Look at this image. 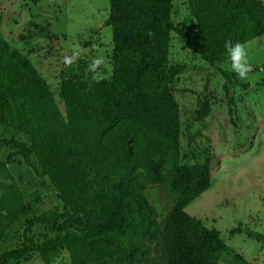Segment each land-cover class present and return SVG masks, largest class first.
<instances>
[{
  "label": "trees",
  "instance_id": "1",
  "mask_svg": "<svg viewBox=\"0 0 264 264\" xmlns=\"http://www.w3.org/2000/svg\"><path fill=\"white\" fill-rule=\"evenodd\" d=\"M108 3L111 79L62 81L64 117L41 74L0 34V125L27 139L1 141L10 152L0 170L20 157L48 179L61 203L60 211L34 213L20 246L0 253V264L32 253L49 264L62 249L70 252L71 264H219L229 251L219 231L185 212L210 187V161L183 163L170 36L216 66L229 60L226 41L264 37V4L187 0L190 22L175 24L173 0ZM209 115L204 101L193 121L203 124ZM152 185L168 202L161 220L145 195ZM0 190L1 243L26 207L16 184ZM39 226L51 236L28 240V230ZM242 233L264 245V234L230 231Z\"/></svg>",
  "mask_w": 264,
  "mask_h": 264
},
{
  "label": "rangeland",
  "instance_id": "2",
  "mask_svg": "<svg viewBox=\"0 0 264 264\" xmlns=\"http://www.w3.org/2000/svg\"><path fill=\"white\" fill-rule=\"evenodd\" d=\"M258 1L264 4V0ZM173 4V22L189 24L187 0H173ZM108 15V0H0V34L41 74L63 117L62 81H93L87 69L97 56L107 61L102 80L111 79L112 31L104 25ZM245 46L252 71L246 79H240L230 59L210 66L183 49L175 33L170 36L171 91L180 112V143L186 156L183 163L210 161V187L185 212L207 228L219 231L229 247L219 264H264L263 244L243 233L230 234L236 228L264 234V37ZM77 48L80 58L70 67L65 66L64 57ZM204 101L210 103V115L203 124L194 123ZM10 138L27 142L23 135L0 125L2 161L10 149L1 141ZM6 168V172L0 170V186L16 184L26 212L6 232L0 253L20 246L34 213L61 210L48 179L39 178L20 157ZM145 195L158 220L163 219L168 204L165 194L152 185ZM49 236L45 226L33 227L26 235L32 242ZM9 264L46 263L39 254L32 253ZM49 264H71L70 252L62 249Z\"/></svg>",
  "mask_w": 264,
  "mask_h": 264
},
{
  "label": "clouds",
  "instance_id": "3",
  "mask_svg": "<svg viewBox=\"0 0 264 264\" xmlns=\"http://www.w3.org/2000/svg\"><path fill=\"white\" fill-rule=\"evenodd\" d=\"M224 46L231 61L232 70L238 78L246 79L248 73L252 71V67L248 60V50L245 44L241 42L233 43L229 40L225 42ZM80 56L81 51L78 48L74 49L72 55L64 57L65 66L70 67ZM106 66L107 61L103 56L93 57L87 69L90 78L97 83L101 82L104 78L102 72Z\"/></svg>",
  "mask_w": 264,
  "mask_h": 264
}]
</instances>
